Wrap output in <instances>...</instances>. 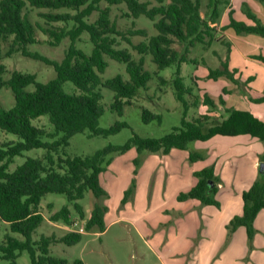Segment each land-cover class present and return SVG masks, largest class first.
I'll return each mask as SVG.
<instances>
[{
	"label": "trees",
	"instance_id": "obj_1",
	"mask_svg": "<svg viewBox=\"0 0 264 264\" xmlns=\"http://www.w3.org/2000/svg\"><path fill=\"white\" fill-rule=\"evenodd\" d=\"M259 1L264 3V0ZM103 3L106 6H102ZM223 3L227 1L209 0L207 12L203 16L199 0H0V90L8 88L14 96V104L10 108L0 105V233L2 224L8 225V232L2 239L0 237L1 259L15 264L19 255L27 251L32 264H84L81 259L69 261L49 253L50 245L54 242L67 246L78 244L83 232L71 230L59 238L42 236L36 243L32 236L44 220L40 208L42 200L49 193L66 196L79 218L85 222L84 231H105L108 208L95 202L87 216L80 201L87 192H91L96 199L107 195L101 186L100 176L111 163L113 153H125L134 147L138 154L144 151L169 154L173 149L187 150L192 142H204L215 136L249 135L264 142L262 119L250 111L226 107L222 99V106L219 107L208 94L204 95L203 103L211 106L214 114H217V110L222 113L187 120L189 108L197 107L198 100L195 98L189 102L186 98L187 94L191 95V88L186 86L181 76V67L183 63L191 62V48L197 44H210L214 39L220 19L219 7ZM121 5L126 7L125 17L136 20L144 16L153 22L157 33L149 37L145 29L120 30L112 18V7ZM30 9L47 10L39 14L47 27L31 20ZM95 12L98 17L90 21ZM233 12L230 8V23L220 30L232 28L238 34L264 37V24L255 14L247 10V17L254 22L248 25L236 21L232 17ZM54 23L64 25L54 26ZM37 29L51 39L49 43L53 46L69 38L71 45L61 61L49 60L28 50L29 45L38 43ZM83 33H87L92 42L90 54L75 46ZM134 36L145 40L134 45L131 39ZM118 37L126 40L137 51L139 59H135L129 49L117 48ZM177 43L182 45V50L175 48ZM226 44L230 48L229 43ZM5 46L8 47L7 52H4ZM17 52L53 66L54 78L40 82L35 74L15 70L8 80H4L2 76L6 68L2 61L4 57ZM146 56H150L156 65L154 73L145 68ZM106 57L124 64L128 79L119 73L103 80L102 75L109 67ZM254 58L264 62L261 55ZM227 61L223 69H210L208 77L217 79L226 76L239 84L240 81L233 77L236 71L229 69ZM172 67H175L172 80L174 97L184 106L180 127L161 138H145L133 133L124 145H108L90 156L72 157L65 154L64 150L75 134L88 131L90 136H109L128 126L126 122H117L109 129L99 127V120L104 113L101 87L114 93L111 109L123 116L125 106L133 104L140 89L147 88L153 77L165 85L167 80L159 75V71ZM67 82L72 83L77 92H68L64 87ZM224 93L228 91L224 90ZM43 116L48 117L52 132L34 124V120ZM142 116L145 122L161 121L162 118L148 109H143ZM2 133L15 135L17 139L2 141ZM40 148L46 150L42 158L28 157L11 170L16 157ZM189 158L195 162L202 156L190 152ZM194 175L197 178L196 185L188 192L180 193L178 200L197 199L204 205L220 207L214 198L219 182L214 168H204ZM129 194L130 190L126 192L125 199ZM242 198L243 213L235 216L228 228L234 232L244 226L249 239H253L255 218L264 209V173L243 192ZM50 220L62 221L67 226L74 224L68 205L53 213ZM38 251L40 255H37Z\"/></svg>",
	"mask_w": 264,
	"mask_h": 264
},
{
	"label": "rangeland",
	"instance_id": "obj_2",
	"mask_svg": "<svg viewBox=\"0 0 264 264\" xmlns=\"http://www.w3.org/2000/svg\"><path fill=\"white\" fill-rule=\"evenodd\" d=\"M199 1L201 3V13L204 16L207 12L209 0ZM223 1H227V3H223L219 7V24L221 26L230 23L228 4L231 5V9L234 11L232 17L236 21L248 24L250 19H248L246 13L249 10L264 24V3L259 0ZM102 6H106V4L103 3ZM126 11L124 5L112 7V18L116 20L120 30L126 32L130 28L145 29L149 37L157 33L152 21L144 16L136 20L127 18L124 16ZM41 12H47V10L30 9V18L34 23L47 27L44 19L39 15ZM97 17L98 13L95 12L89 20L94 21ZM251 22L253 21L251 20ZM53 25L62 26L64 24L54 23ZM220 25L217 26L219 31L214 32V39L211 40L210 44H197L191 48L189 53L191 62L182 64L181 76L186 86L191 88V95L187 94L186 98L189 102L195 98L198 100L197 107L192 106L189 108L187 120L202 115L214 114L211 106L203 103L205 94H208L214 104L219 107L222 106L221 99L226 102V106L229 102L238 104L239 99L264 104V101H261L264 98V93L260 96V92L256 91L261 86L259 77L251 86L254 91L249 90L250 85L247 83L240 81L239 84H236L226 76L217 79L208 77L210 69H223L226 59H228V66H230L231 57L232 62H234V58L238 60L239 65L237 68L244 71L264 70V67L259 65L246 64L241 58L245 57L247 53L264 57V44L254 41V39L264 37L258 34H238L232 28L222 31L219 29L221 28ZM37 39L38 43L29 45L28 50L53 61H61L71 45L69 38L64 39L56 46L51 45L49 43L51 39L40 29H37ZM131 39L134 45L145 40L140 36H134ZM118 41V49L127 48L135 59H139L140 55L126 40L118 37ZM226 42L229 43L230 48ZM75 46L87 54H90L93 47L87 33L80 36ZM174 46L178 50H182V45L179 43ZM7 50L8 47L5 46L4 52H7ZM106 60L109 67L102 75L103 80L119 73L128 79L124 64L108 57H106ZM145 61V68L154 73L157 68L152 63L151 57L146 56ZM2 62L6 68L5 74L2 76L4 80H8L15 70L35 74L40 82H47L55 76L53 66L41 60L24 56L21 52L4 57ZM174 72L175 67L159 71V75L164 77L167 83L162 85L157 77H153L147 88L140 89V93L133 100V104L125 106L123 116H119L116 111L111 109L114 93L101 87L103 94L101 103L104 113L99 120V127L109 129L117 122H126L128 126L109 136H90L88 131L75 134L70 139V145L65 148V154L72 157L90 156L108 145H124L133 136V133L145 138H161L172 132L174 128L180 127L184 115V106L174 97L175 88L172 83ZM233 77L235 78V76ZM64 87L68 92H77L70 82H67ZM30 89H33V87H30ZM224 90H227L228 93L225 94ZM13 104L14 96L11 90L8 88L1 89L0 105L10 108ZM143 109L161 115V121L145 122L142 116ZM216 112L217 114L222 113L219 110ZM34 124L48 132L53 130L47 116L34 120ZM1 139L2 141H8L17 138L15 135L2 133ZM246 141L248 140L241 139L242 144L247 148L246 150L242 147L238 148L231 137L216 136L211 139V142L195 141L189 145L187 150L173 149L169 154L150 151L138 154L134 147L125 153H113L111 163L100 176L101 186L107 192V195L96 199L91 192H87L85 198L80 201L87 216L91 213L95 202L108 208L105 215V231H84L85 222L79 218L66 196L49 193L41 203L40 211L44 216V220L33 233V242H38L42 236L59 238L71 230L81 231L83 237L78 244L67 246L61 242H54L50 245L49 253L52 256L66 258L69 261L81 259L84 264H200V261H208L207 264H264L263 218L260 219L258 226L257 222L256 225L254 224L255 234L253 239H249L246 233V240L242 244L241 238L237 235L234 236L237 229L231 232L226 227L227 233L224 235L222 244L218 246L213 254H208L207 257L204 256L205 253L202 254L199 260L197 249L202 245L207 246L209 241L212 240V236L205 232L201 220L196 227L194 222H190L184 228L181 227V221L190 220L188 218L189 212H181L180 209L177 210L175 207L178 195L188 192L184 190L191 184L190 181L194 180L195 169L201 170L213 167L215 171L216 166L220 164L216 160L217 156L213 155L214 151L221 152L223 166L224 160L233 163V159L237 157L236 155H238L239 162L244 159V162H247L246 164L249 166L253 161L251 158L256 157V153H259L260 148L259 146L251 148ZM256 141L264 145V142L258 139ZM233 145L234 149H240L234 150L235 154L230 152ZM241 150L246 153L243 154ZM190 152L198 153L202 156V159L192 162L189 158ZM45 153L46 150L42 148L26 151L23 156L14 159L10 168L14 170L26 158H42ZM223 155L225 156L224 159ZM263 155L264 152L259 154L261 160ZM238 164L235 163V167ZM230 167L233 168V165L230 164ZM216 177L222 181L220 175H216ZM129 190L130 194L125 199L126 192ZM218 191L214 194V198L220 203V200L217 199ZM175 194L176 197H173ZM65 205H68L71 209L74 221L72 226H67L62 221L52 222L50 220L51 215ZM261 212L264 213V210ZM6 232H8V225L2 224L1 239ZM37 255H40L39 251ZM0 264L12 263L0 258ZM15 264H32L29 253L23 251Z\"/></svg>",
	"mask_w": 264,
	"mask_h": 264
},
{
	"label": "crops",
	"instance_id": "obj_3",
	"mask_svg": "<svg viewBox=\"0 0 264 264\" xmlns=\"http://www.w3.org/2000/svg\"><path fill=\"white\" fill-rule=\"evenodd\" d=\"M229 9L231 8V5L228 4ZM264 11V10H263ZM249 19V18H248ZM262 21V20H261ZM263 22V21H262ZM254 22H251V19L248 22V25H252ZM264 23V22H263ZM220 25L219 22L217 26ZM214 26V25H213ZM220 27H222L220 25ZM220 29V28H219ZM219 31V30H218ZM223 36V35H221ZM254 41H258L262 44H264V38L261 37V39H254ZM255 54L247 53L245 57H241L242 60L246 63H252L255 65H259L261 67H264L263 61H260L258 59H255ZM238 60L234 58V62H232V57L230 59V70L236 71L235 72V79H238L241 82L247 83L250 85L249 90L254 91V89L251 87L254 85L255 81L258 79V77L261 79L260 83L261 86L256 90L259 91V95L261 96L264 93V70H254L252 71H244L243 69L237 68L238 66ZM226 107H233L239 110H245L250 111L253 113L256 117L262 119L264 121V104L263 103H254L252 101H248L246 99H239L238 104H231V102L228 103ZM217 115V114H214ZM216 137V136H215ZM222 137V136H221ZM212 139V138H211ZM211 139L204 141L205 143L211 142ZM241 139L248 140L246 143L250 144L251 148H255L256 146H259L260 151L259 153H256L255 158H251L253 161L250 163L249 166H247V162H244V159L239 162L238 161V155L237 157L233 159V163H231L228 160H224V166L221 160L222 154L221 152H213V155L217 156V161L220 162L215 168L214 173L216 175H220L222 181L219 180L217 182L218 187V193H217V199L220 200V207H217L215 205H203L199 200L197 199H188L185 201H179L178 198H176L175 207L177 210L181 212H189L188 218L190 220H187L185 222H180L181 227L187 226L190 222H194V226L196 227L201 220L204 224L205 232L208 235H211L210 237L212 240L209 241L207 246H201L197 249L199 251V260L200 256L205 253L204 256H208V254H213L215 250L218 248L219 245L222 244L224 235L227 233L226 227H228L230 221L237 215H242L243 213V192L248 190L255 181H257L259 178H261L262 173L260 172V165L264 161L261 160L259 157V154L261 152H264V145L262 143H259L256 141V138L252 139L249 135H241V136H234L231 137V140H234V144H237L238 148L242 147L244 150H246V146H244L241 142ZM203 142V141H199ZM262 146V147H261ZM234 150H240V149H234V145L232 147L231 153H234ZM243 154L246 152L241 150ZM225 153V152H223ZM228 154V151H227ZM235 154V153H234ZM264 156V155H263ZM225 156L223 155V159ZM235 163H239L237 167H235ZM230 164L233 165V168L230 167ZM202 170V169H201ZM196 171H200V169H195L194 173ZM191 184L184 190L189 191L194 187L197 183V178L194 175V180L190 181ZM176 197V194L173 196ZM264 210V209H262ZM261 210V211H262ZM259 212L257 217L255 218L254 224L257 226L260 222V219H264V213ZM200 214V215H199ZM246 233L247 230L244 226H240L235 231L234 236H238L241 238V244L246 240ZM200 264H207L208 261H200Z\"/></svg>",
	"mask_w": 264,
	"mask_h": 264
},
{
	"label": "water",
	"instance_id": "obj_4",
	"mask_svg": "<svg viewBox=\"0 0 264 264\" xmlns=\"http://www.w3.org/2000/svg\"><path fill=\"white\" fill-rule=\"evenodd\" d=\"M260 172L261 173H264V162L261 163V165H260Z\"/></svg>",
	"mask_w": 264,
	"mask_h": 264
}]
</instances>
